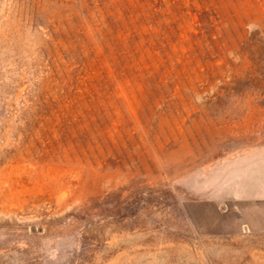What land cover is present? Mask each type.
Instances as JSON below:
<instances>
[{
    "label": "rangeland",
    "instance_id": "1",
    "mask_svg": "<svg viewBox=\"0 0 264 264\" xmlns=\"http://www.w3.org/2000/svg\"><path fill=\"white\" fill-rule=\"evenodd\" d=\"M261 144L264 0H0V264H264Z\"/></svg>",
    "mask_w": 264,
    "mask_h": 264
},
{
    "label": "crops",
    "instance_id": "2",
    "mask_svg": "<svg viewBox=\"0 0 264 264\" xmlns=\"http://www.w3.org/2000/svg\"><path fill=\"white\" fill-rule=\"evenodd\" d=\"M245 154L232 165L238 183L231 196L236 200L264 202V144L250 146Z\"/></svg>",
    "mask_w": 264,
    "mask_h": 264
}]
</instances>
